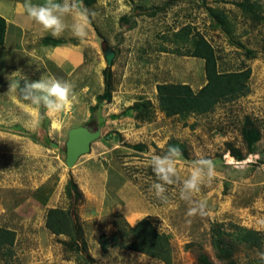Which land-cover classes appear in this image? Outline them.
Segmentation results:
<instances>
[{
    "label": "rangeland",
    "instance_id": "374dc122",
    "mask_svg": "<svg viewBox=\"0 0 264 264\" xmlns=\"http://www.w3.org/2000/svg\"><path fill=\"white\" fill-rule=\"evenodd\" d=\"M82 2L95 13L87 38L81 40L71 30L59 37L39 34L35 49L43 65L37 76L26 78L29 82L43 74L60 78L63 67L44 60L45 55L53 62L61 59L53 50L67 42L83 58L74 75L84 69V75L102 78L89 123L94 128L106 122L117 124L101 135L98 144L104 148L96 160L104 168L105 193L96 199L92 194L89 200L78 188L77 192L68 189L70 182L75 184L72 170L78 162L71 169L65 164L69 113L74 109L63 114L59 132L52 130V118L46 115L39 129L26 126L28 115L18 107L16 92L10 88L18 79L11 75L19 70L4 65L11 58H7L9 50L0 48V229L15 235L9 250L0 252V264H82V260L164 264L133 251L100 247L101 236L116 233L122 242L118 234L143 219L169 238L172 264H264V239L258 247L246 246L230 228L236 225L264 234V0L217 5L205 0ZM198 34L214 49L220 73L250 69L249 92L220 102L204 115L167 117L159 109L157 85H189L198 92L206 84L204 61L188 54ZM106 48L116 53L110 67L103 56ZM104 71H109V98L100 101ZM142 101L152 105L150 122L135 119L134 105ZM101 105L106 106L103 121ZM114 107L118 114L111 112ZM26 134L29 142H37L35 146L10 138ZM251 134L258 140L249 143L246 138ZM172 146L182 153L177 164L180 179L168 186L164 202L151 189L155 179L151 158L164 155ZM201 159L213 160L215 176L185 201L180 198L183 180ZM192 208L198 210L190 215ZM49 209L69 212L80 227L85 249L79 246L77 253V245L68 237L54 236L46 229ZM218 225H223L224 235L220 247L228 248L230 256L214 245L217 237L212 235Z\"/></svg>",
    "mask_w": 264,
    "mask_h": 264
},
{
    "label": "trees",
    "instance_id": "16d2710c",
    "mask_svg": "<svg viewBox=\"0 0 264 264\" xmlns=\"http://www.w3.org/2000/svg\"><path fill=\"white\" fill-rule=\"evenodd\" d=\"M87 1V0H86ZM185 30V29H184ZM6 32V22L0 17V46L4 43ZM186 32V31H183ZM193 51H189V56L204 61V72L206 84L198 92H194L189 85H173L162 84L157 85V97L159 109L165 113L167 117L188 115H204L212 112L220 102H227L238 97H242L249 92L248 79L250 77V69L243 71H234L220 73L218 71L217 59L214 49L207 43L202 35L198 34L195 41ZM108 70V68H107ZM105 90L100 101L109 98V71H104ZM148 101H142L134 105L135 119L144 122H150L153 116V110ZM133 109V110H134ZM140 123V122H139ZM90 125H93L92 122ZM249 143L258 140V135L251 134L246 138ZM69 190L76 191L77 187L73 182L69 183ZM68 190V191H69ZM223 225L216 226L213 230V237H217L214 245L220 247L222 244L221 229ZM234 233H238L237 240L240 244L250 247H258L264 239V234L257 231L244 230L236 225H230ZM46 229L54 236H66L70 239L72 245H77L76 252L82 246L83 237L76 220L72 219L69 212L59 209H49L47 213ZM122 242H118L115 233L110 238L100 237V247L102 251H106L109 247H116L121 250L133 251L143 254L147 257L162 261L164 264H172V249L169 238L165 234H160L148 219L139 221L135 226L120 232ZM224 236V235H223ZM15 235L13 232L0 229V252L9 248L14 243ZM220 239V240H219ZM220 252L230 256L228 248L224 251L220 247ZM222 250V251H221ZM81 262L80 257L77 259ZM82 264H89L86 260H82Z\"/></svg>",
    "mask_w": 264,
    "mask_h": 264
},
{
    "label": "clouds",
    "instance_id": "9594fccd",
    "mask_svg": "<svg viewBox=\"0 0 264 264\" xmlns=\"http://www.w3.org/2000/svg\"><path fill=\"white\" fill-rule=\"evenodd\" d=\"M25 7L27 15L53 37H59L66 30H71L74 36L84 40L88 36V29L95 15L83 5L82 0H45L44 3H32L28 0ZM13 75L18 76V79L10 83V88L15 90L17 103L28 115V119L24 121L25 125L33 130L39 129L46 115L52 118L54 127L62 128L64 124L62 115L69 111L78 99L74 84L52 74H43L38 81L33 82H29L21 71H16L11 76ZM21 81L24 82L23 86ZM181 157L179 148L172 146L164 155H153L151 158V167L155 175L151 189L164 202L168 201L166 195L169 191L168 186L177 184L180 179L177 164ZM214 176L213 160L197 161L191 167L188 177L183 180L180 198L190 201L201 191V186ZM203 208L204 205L200 204L199 209ZM197 210L192 208L190 215Z\"/></svg>",
    "mask_w": 264,
    "mask_h": 264
},
{
    "label": "crops",
    "instance_id": "0c3cea01",
    "mask_svg": "<svg viewBox=\"0 0 264 264\" xmlns=\"http://www.w3.org/2000/svg\"><path fill=\"white\" fill-rule=\"evenodd\" d=\"M205 1L210 3L209 5H217L218 2L231 0ZM31 2L44 3L45 1L31 0ZM27 3L28 0H0V17H2L6 22L4 43L0 46V48L9 50L7 58L11 59H7L6 61H4V65L7 68L17 69L21 71L25 77L27 76L28 78H31L37 76L38 67L40 65H43V59L38 56L35 49V44L40 40L39 34L45 33V31H42L41 26L27 15L25 7ZM66 32L67 31H65L64 33ZM73 48L74 46L70 42L65 43L61 47L58 46V48H53L55 56H62V58L58 59L56 62H53V58L50 59L47 55H45L44 52L45 62H51V64L56 65L57 68L63 67L60 71L59 79L67 80L74 84V91L78 99L70 109L71 111H73L74 109V113H69L70 115L68 114L69 116H71L70 118H72V120L70 121L71 125L69 129L90 125L89 121L92 117V110L95 108L94 106L97 105L96 95L99 94L96 92V90L98 89L99 84L103 82L102 78L99 76L90 77V75L87 73V75H84V69H81L80 75H78L77 73V75H74L75 69H78V67L81 66L83 58L82 56H79L76 50ZM47 71L48 70H46V72ZM105 107L101 105L98 110L102 111V115H99V118L101 119L105 116ZM20 109L22 108L20 107ZM111 112L115 114L116 112L120 111L119 109H116L114 107ZM51 120L52 119H50V121ZM116 125V123L106 122L104 123L103 127L99 126L101 129V135H106V132L115 128ZM52 128L54 132H59L58 130L62 129L63 127L56 128L52 124ZM116 130L118 131L119 129ZM101 137L99 140L91 144L90 152L85 156L80 157L74 167V170H72V178L77 188L79 189L83 198L85 197L89 200L93 198L92 194H95L94 199H96V196L98 194L105 193L104 189L106 185V177H103L102 175V172H104V168L102 167V164H99L96 160V157L101 154L103 152L102 149H104L102 147L100 149L98 145L100 140H102ZM10 138H13V140H15L17 143L22 141L23 143L27 142V144L30 143L34 146L35 144H37V142H29L30 136L28 134L22 137L17 136Z\"/></svg>",
    "mask_w": 264,
    "mask_h": 264
},
{
    "label": "water",
    "instance_id": "95a60500",
    "mask_svg": "<svg viewBox=\"0 0 264 264\" xmlns=\"http://www.w3.org/2000/svg\"><path fill=\"white\" fill-rule=\"evenodd\" d=\"M103 56L107 66H111L116 53L109 48L103 50ZM101 137V129L90 125L71 128L67 132L65 143V164L71 169L78 159L90 152L91 144ZM47 143H49L47 141ZM53 146V145H52ZM55 147V146H54Z\"/></svg>",
    "mask_w": 264,
    "mask_h": 264
}]
</instances>
